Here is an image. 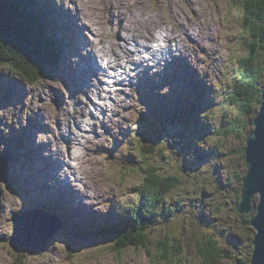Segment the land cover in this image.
<instances>
[{"label":"rangeland","instance_id":"obj_1","mask_svg":"<svg viewBox=\"0 0 264 264\" xmlns=\"http://www.w3.org/2000/svg\"><path fill=\"white\" fill-rule=\"evenodd\" d=\"M33 1L36 4L32 3L28 8L33 12L37 11L42 20L47 16L50 19L52 17L51 29L49 28L52 38L55 39L53 34L58 38L64 36L56 28V24H61L69 29L70 39L67 42L71 45L65 50L67 58L60 67L63 70L55 69L54 77L42 78L36 85L25 81L8 64L0 62V92L3 90L13 98L12 101H7V98L0 97V150L17 156L13 164L14 180L17 193L24 195H18L11 185L7 187V184H0V236L14 231L16 219L14 224L13 217L18 212L37 206L34 210H41L38 204L32 206L33 200L41 203H55L52 200H56L60 207L58 213L62 212V208L66 213L63 200L66 203L75 200V208L72 207L67 214L73 213L74 223L81 226H93L104 217H111L115 210L109 205V200L118 201L121 209L124 202H135L136 196L131 191L141 180V175L137 172L140 169L126 168L127 173L111 170L109 150L113 146L112 139H126L128 132L138 129L140 119L151 120L160 113L159 119L162 120L163 111H168L169 108L177 111L178 104L197 88L198 102L193 105V113L199 116V119L196 118L198 124L200 118L205 120L206 125H202L205 131L201 127L194 131L187 128L185 132L175 134L172 142L158 156L149 157L150 162L163 166L166 173H176L183 180L168 195L162 216L155 221L151 235L154 241L167 234L178 237L184 251V264H205L198 252L197 242L206 233H216L219 247L230 254L219 259L218 264H243L242 261L247 256L251 259L257 231L253 227L249 231L244 230L243 227L246 226L239 221L248 214L237 210V195L242 192L244 178L249 171L246 158L241 159L237 150L244 145L245 139L238 133H227L228 127L239 114V110L229 103L234 78L241 57L247 56L250 48L243 28L244 0ZM43 2L51 6L53 11L49 12L54 16L36 9ZM14 3L20 5L19 0ZM171 5L176 7L172 13L168 9ZM26 6L24 4L20 10L27 11ZM75 11L85 18L76 17L78 21L75 17H70L69 13ZM176 11L187 12L186 15L182 14L184 21H189L186 24L200 35L198 40L209 43L206 48L195 45L189 48L190 54L195 51L198 54L194 58L198 66L197 73L191 72L183 64L182 51H178L176 55L168 53L166 58L144 55L143 47L153 45V40L163 45L176 42L167 38V31L157 27L153 38L139 42L141 45L134 41L123 43L132 54L141 52L140 58L149 67V71L143 73L141 70L140 77H136V71L131 70L135 68V64L124 57L127 55L125 51H117L119 47H116V53L123 57V71L128 68L131 75L123 73L122 77L127 76L128 79L121 84L114 82L115 85L104 88L102 85H105V74L96 73V69L93 71V58L89 53L93 56L94 52H99L105 44H109L111 37L116 39V33L125 37V24H130V27L142 24L145 14H153L156 19L159 12L167 17L169 35H179L181 30L171 17ZM109 15L113 25L108 22ZM102 21L103 26L106 23V28H103ZM156 21L155 25H158ZM72 35L75 37L73 44ZM78 39L87 45L82 46L83 48L81 45L77 46ZM89 46H92L94 52ZM112 50L108 51L116 57L115 50ZM57 53L54 54L55 59L62 60L57 56L59 51ZM99 56L100 53L97 58L101 61ZM177 56L181 57L175 60ZM105 58L109 59V56ZM262 62L264 63V56ZM178 65L185 71L186 82L183 84H176L169 78L173 71H179L175 69ZM109 68L107 64L106 73ZM137 68L141 69V66ZM163 81L169 83L163 89L154 86ZM9 88L11 91H7ZM152 89H156L160 95L152 93ZM15 96L18 97L16 101ZM208 100L215 102L209 104ZM244 119L245 117L240 116V123ZM136 160L138 158L135 153L132 161ZM137 164L135 162L138 167ZM42 167L46 168L44 177L40 175ZM237 173H243L242 181H238ZM48 184L51 188H48ZM18 185L24 186L26 195ZM126 193L129 197L125 199ZM259 200V196L254 198L255 205H258ZM69 222L72 224L71 220ZM65 231L59 234L57 241L52 242L47 250L22 257V263L151 264L144 249L130 248L119 254L113 250V243L106 235L80 236L72 235L67 229ZM71 237L76 238L77 249L75 256L69 259L65 240ZM6 240L5 236L0 239V264H15L14 252Z\"/></svg>","mask_w":264,"mask_h":264},{"label":"trees","instance_id":"obj_2","mask_svg":"<svg viewBox=\"0 0 264 264\" xmlns=\"http://www.w3.org/2000/svg\"><path fill=\"white\" fill-rule=\"evenodd\" d=\"M14 1L1 0L0 3V62L34 80L40 75L48 74L46 67L53 64L55 55L33 16L20 11L22 1L19 0L20 5H16ZM243 3H245L243 28L246 30L245 39H248L250 48L248 55L241 57L234 78L229 103L239 110V114L228 127L227 133L234 135L238 133L245 139L244 145L239 146L237 150L240 157L242 156L241 159L246 158L248 164L246 152L248 138L255 130L254 121L263 103L264 0H244ZM251 115L253 116L249 119ZM240 116L245 117L242 123ZM188 123L187 118L185 126ZM167 138L165 127L158 125L146 127L138 143L142 167L137 171L141 175V180L134 188L137 202L132 206L125 205L121 215L103 222L97 230L102 228L101 234L109 237L113 243V250L119 254L130 248L144 249L151 264H184V251L178 237L167 234L164 238L154 241L151 235L155 221L162 216L168 195L183 183L178 174L166 173L163 166L149 161V157L153 158L161 153V146ZM113 168L121 169L117 166ZM237 178L238 181H242L243 173H237ZM237 196L240 203L241 192ZM244 214L248 215L239 222L246 226L243 227L244 230L249 231L253 227L250 223L252 214L256 215L257 210ZM216 238V233H206L197 242L198 252L205 264H218L219 259L230 255L224 248L219 247ZM24 256L25 254L14 255L15 264H23ZM74 256L70 248L68 258ZM250 260L247 256L242 262L251 264Z\"/></svg>","mask_w":264,"mask_h":264},{"label":"bare ground","instance_id":"obj_3","mask_svg":"<svg viewBox=\"0 0 264 264\" xmlns=\"http://www.w3.org/2000/svg\"><path fill=\"white\" fill-rule=\"evenodd\" d=\"M173 8H176L175 6L174 7H172V5L170 6V7H168V9H169V12H171L172 13V11H173ZM70 11H72V9L70 10ZM41 12V11H40ZM189 12H193V11H189ZM80 13H83V12H80ZM170 13V14H171ZM186 13L187 12H185V11H176V13H174L171 17L172 18H174L175 20H176V24L179 26V28H180V33H179V35H169V33H168V28H167V21H166V19H167V17H165V16H163L162 14H159V12H157V18L156 19H154V15L153 14H151V15H148L147 14V16H146V14L144 15V22L142 23V24H139V25H133L132 27H130V24H125V34H126V36L125 37H121L118 33H116L115 34V36H116V39H114V38H112L111 37V39H110V41H108L109 42V44H105L104 46H103V48H101L100 50H99V52L98 51H96V52H94V49H92V46H89V49H91V51H93L94 53H93V56L92 55H90L91 53H89V56H91L92 58H93V60H94V58L96 59L97 58V56L99 55V53H100V56H101V58H102V63H107V60H108V65L110 66V71H116V73H117V70L119 71V70H121V68H124V66H123V63L121 62V59L123 58L122 56H121V54L119 53H116L117 51H119V50H121V51H125L126 52V56H124V57H127V58H131V56H132V53H131V51H129L128 49H126V45L125 44H123L124 42H126V43H128L129 41H134V42H136L137 44H139V42H141V41H143V40H145V39H152L153 38V36H154V30L157 28V27H161L162 29H164L165 31H167V38L169 39V40H175L176 42H175V44H171L170 42L168 43V44H166V49H167V51H162L159 55H157L156 56V54H155V58H159L160 57V55H162V57L164 58H166V55L168 54V53H170V54H172V55H176L177 54V52L178 51H182L183 52V56L181 57V56H177L176 58H175V60H178L180 57H181V59L183 60V64H185V66H187V67H189L190 68V71L191 72H196L197 73V71H198V66H197V63H195L194 62V58L195 57H197V53H196V51H195V53L194 52H191V54L189 53V51H190V46H193V45H198L199 47H201V48H206L208 45H209V43H206V42H201L200 40H198L197 38L199 37L200 38V35L198 36V34L197 33H194V31H195V29L193 28V30L192 29H190V25H188V24H186L187 22H189V21H187V20H185L184 21V19H183V17H182V14H185L186 15ZM46 14H48L49 16H54V14L52 13V12H48V13H46ZM70 14V17H78V18H80V17H82V18H85L84 16H79L78 15V13L75 11V12H71V13H69ZM85 14V13H84ZM194 14V13H193ZM87 15V14H86ZM88 16V15H87ZM46 17V16H45ZM47 18H48V16H47ZM77 19V18H76ZM86 19H87V17H86ZM149 20V21H146V20ZM78 20V19H77ZM142 20V21H143ZM155 20H157L156 22L158 23V25H155ZM79 21V20H78ZM108 22L110 23V24H112V22H113V20H112V18L110 17V15H109V17H108ZM152 22V23H151ZM179 22V23H178ZM86 23V22H85ZM103 23H104V21H102V26H103ZM114 23V22H113ZM150 23V24H149ZM113 25V24H112ZM70 26V25H69ZM83 26L84 27H86V24H83ZM83 27V28H84ZM106 28L107 26H106V23H105V25L103 26V28ZM195 27V26H194ZM40 28L42 29H44V27L43 26H40ZM56 28L58 29V31H62L63 33H64V35L66 36V38H68V39H70V37H69V29H67V28H65L64 26L62 27L61 26V24H56ZM75 28V27H74ZM42 29V30H43ZM145 29H147L146 31H145ZM106 30V29H105ZM76 31V30H75ZM85 32V31H84ZM164 32V31H163ZM56 33V32H55ZM210 35H211V32H210ZM78 36V35H77ZM80 36V35H79ZM78 36V37H79ZM164 36V35H163ZM212 36V35H211ZM57 37V36H56ZM86 37V36H85ZM215 37V36H214ZM75 38V37H74ZM74 38H73V35H72V37H71V40H72V44L74 43ZM48 39V38H47ZM76 41V40H75ZM90 42V41H89ZM76 43V42H75ZM88 43V42H87ZM92 43V42H91ZM90 44V43H89ZM79 45H81V48H83L82 46H85V45H87L86 43H84V42H82L81 40H77V46H79ZM107 45V46H106ZM139 45H141V44H139ZM51 47H52V43H51ZM116 47H119V49L116 51ZM142 47V46H141ZM113 49V50H115V55H116V57L115 56H113V54H111L108 50L109 49ZM143 48H145L147 51H145L146 53H148V51L150 52L152 49L150 48V47H148V49L146 48V46H144ZM195 48V47H194ZM73 49V48H72ZM89 49H86L87 50V52L89 51ZM76 50V49H75ZM112 50V51H113ZM55 51H59L58 49H56ZM84 51V50H83ZM96 53L98 54V55H96ZM106 54V56L105 57H107V55L109 56V59H106L105 57H104V55ZM74 55V54H73ZM137 55H139V54H137ZM209 55H211V54H209ZM215 55V54H214ZM99 56V57H100ZM215 57V56H214ZM60 59V58H59ZM192 59V60H191ZM207 59V58H206ZM63 60V59H62ZM97 60H98V58H97ZM134 60H135V62L137 63V65L138 66H141V69H139V68H137L136 67V69L134 68V71H136V77H140V74L142 73V71L141 70H143V73H145V72H148L149 70H148V66H145V63L143 62V59H141V58H137V57H134ZM215 60V59H214ZM61 62V61H60ZM74 62H75V60H74ZM88 62H90V61H88ZM207 62V61H206ZM105 63H104V65H105ZM62 66V65H61ZM61 66H59V70H62L60 67ZM90 66V65H89ZM91 66H92V69H93V71H94V68L96 69V73H101L102 71H104L105 70V68H103L102 66H100L99 64H98V61H96L95 63L94 62H92L91 61ZM105 66H107V64L105 65ZM203 66H204V64H203ZM69 67V66H68ZM179 67V68H178ZM178 67H176L175 69H177V70H179V71H173L172 73H171V77H169L170 79L172 78V80L173 81H175V83L176 84H183V83H185L186 82V79H185V77H184V69L181 67V66H179L178 65ZM211 68V67H210ZM132 70V69H131ZM182 70V71H181ZM203 70V69H202ZM206 71V70H205ZM204 71V72H205ZM124 73H127V74H131V71H129V69L127 68V70L126 71H123ZM130 72V73H129ZM113 73H109L108 75H107V77L108 76H110V75H112ZM133 74V73H132ZM159 75V74H158ZM200 75H202V74H200ZM211 75V74H210ZM7 76V75H6ZM25 78H27L26 76H24ZM150 77V76H149ZM199 80V79H198ZM204 81H206L207 82V79H204ZM105 82L106 83H108V81H106L105 80ZM178 82H180V83H178ZM189 82H191V81H189ZM29 83V82H28ZM166 84H169V83H166V82H157L156 84H154V86H157L158 88H164L165 87V85ZM102 86H104V85H102ZM63 88V87H62ZM75 88V87H74ZM87 88V87H86ZM104 88H105V86H104ZM94 89V88H93ZM75 90V89H74ZM7 91H11V88H9V89H7ZM106 91V90H105ZM202 92H203V90H201ZM200 91V92H201ZM76 92V91H75ZM151 92L152 93H158V92H156V89H152L151 90ZM161 93H163V92H161ZM79 94V93H78ZM86 94V93H85ZM159 94V93H158ZM77 95V94H76ZM81 95V94H80ZM160 95V94H159ZM84 96V95H83ZM79 99V98H78ZM147 101H149V100H147ZM208 102H210L209 104H212V103H214L215 101L214 100H208ZM11 103H13V102H11ZM78 103V102H77ZM85 103V102H84ZM150 103V102H149ZM151 105V104H150ZM174 109V113L175 114H177L178 113V115H182L181 113H180V110H181V107H179V109L176 111V109L175 108H173ZM157 111V110H156ZM150 113V112H149ZM148 113V115H150ZM162 114H164L163 116H162V120H169V119H172V117H171V115H173L172 113H170V111H167V110H165V111H163L162 112ZM146 115V114H145ZM147 115V117H149ZM152 116V115H151ZM203 118H205V117H203ZM199 119V118H198ZM198 119L197 120H195L194 122H193V124L192 123H190L189 124V126H191V128H193V131L194 130H196L198 127L200 128H203L202 127V125H206V123H205V120H202L201 118H200V124H198ZM57 122V121H56ZM111 123V122H110ZM69 127V126H68ZM63 128H64V126H63ZM122 128V127H121ZM94 129V128H93ZM203 130L205 131V129L203 128ZM61 131V130H60ZM86 132V131H85ZM183 132H185V131H183ZM172 133V132H171ZM63 134V133H62ZM67 134V133H66ZM80 134V133H79ZM173 134V133H172ZM90 136V135H89ZM131 136V135H130ZM73 138H76V137H73ZM82 139V138H81ZM59 140V139H58ZM84 141V140H83ZM64 142V141H63ZM69 146V145H68ZM71 147V146H70ZM52 150V149H51ZM62 151V150H61ZM60 151V152H61ZM51 153V152H50ZM62 153V152H61ZM89 153V152H88ZM87 153V154H88ZM53 154V153H52ZM55 154V153H54ZM90 154V153H89ZM55 155H57V154H55ZM90 156V155H89ZM98 157V156H97ZM96 159V158H95ZM38 160V159H37ZM78 160V159H77ZM47 161V160H46ZM93 161V160H92ZM91 161V162H92ZM99 161V160H98ZM35 162V161H34ZM90 162V161H89ZM59 163V162H58ZM97 163V162H96ZM38 164V163H37ZM91 164V163H90ZM93 164V163H92ZM39 165V164H38ZM49 165V164H48ZM47 165V166H48ZM53 166V165H52ZM37 167V166H36ZM58 167V166H57ZM115 167V166H114ZM32 168V167H31ZM38 168V167H37ZM48 169V168H47ZM73 169V168H72ZM87 169V168H86ZM31 170V169H30ZM45 170H46V168H44L42 171H44V172H40L41 174L40 175H42L43 177L45 176ZM82 171V170H81ZM54 172V171H53ZM60 174V173H59ZM11 177V176H10ZM53 177V176H52ZM79 176H77V178H78ZM23 178V177H22ZM40 180V179H39ZM52 180V179H51ZM12 181V183L15 185V181L14 180H11ZM67 182V181H66ZM64 183V182H63ZM43 184V183H42ZM74 184H75V182H74ZM49 185L50 184H48V188H51V187H49ZM78 185V184H77ZM47 188V187H46ZM80 192V191H79ZM99 192V191H98ZM85 193V192H84ZM50 195H52V194H50ZM81 195V194H80ZM85 196V195H84ZM99 196V195H98ZM41 198V197H40ZM87 198V197H86ZM101 198V197H100ZM81 199V198H80ZM85 200H87V199H85ZM100 200V199H99ZM108 201V200H107ZM46 203H47V201H45ZM62 202H64L63 204L65 205V208H66V213H65V216H63V217H60V220L61 221H64V220H66V219H69L70 217H72V214H67V212L68 211H71L73 208L72 207H74L75 208V206H76V202H75V200H74V202H67L66 203V201H62ZM109 202H110V204H112L116 209H119V206H118V201H114V200H109ZM37 204L38 205H40V207H42V208H44V206L42 205V204H39V201L37 200ZM53 204H55V203H53ZM70 204L72 205V206H70ZM109 204V205H110ZM55 205H57V204H55ZM98 206H100V205H98ZM38 207V206H37ZM106 207V206H105ZM64 208V209H65ZM83 208V207H82ZM85 208V207H84ZM101 208V207H100ZM121 210V209H120ZM119 210V211H120ZM95 211V210H94ZM61 213V212H60ZM60 213H57V214H60ZM77 215V214H76ZM64 219V220H63ZM82 234H84V233H81L80 234V236L82 235ZM98 235L99 236H103V234H101V231H99L98 232Z\"/></svg>","mask_w":264,"mask_h":264},{"label":"water","instance_id":"obj_4","mask_svg":"<svg viewBox=\"0 0 264 264\" xmlns=\"http://www.w3.org/2000/svg\"><path fill=\"white\" fill-rule=\"evenodd\" d=\"M33 60V59H32ZM34 61V60H33ZM255 130L248 138L247 146V162L249 171L244 178L242 187L243 196L242 201L238 206V210L242 213H249L253 211L255 205L252 203L253 198L257 194H261L259 205L256 206L257 214H252L251 224L256 227L257 235L254 240V252L252 257V264H264V90H263V103L260 112L254 121ZM6 163L0 160V181L4 179L2 175ZM242 195V192H241ZM25 216L17 218L16 234L12 238L13 241L34 242V239L29 236L33 234L24 224ZM39 231L45 234L41 221ZM38 231V233H39ZM19 252L25 251V246H15Z\"/></svg>","mask_w":264,"mask_h":264},{"label":"snow or ice","instance_id":"obj_5","mask_svg":"<svg viewBox=\"0 0 264 264\" xmlns=\"http://www.w3.org/2000/svg\"><path fill=\"white\" fill-rule=\"evenodd\" d=\"M0 239H3V236H0Z\"/></svg>","mask_w":264,"mask_h":264}]
</instances>
